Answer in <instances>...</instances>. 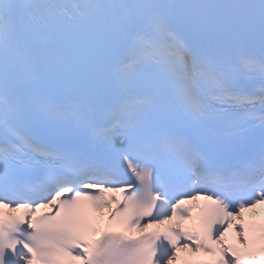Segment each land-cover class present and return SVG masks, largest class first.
<instances>
[{"label": "snow or ice", "instance_id": "snow-or-ice-1", "mask_svg": "<svg viewBox=\"0 0 264 264\" xmlns=\"http://www.w3.org/2000/svg\"><path fill=\"white\" fill-rule=\"evenodd\" d=\"M0 264H264V0H0Z\"/></svg>", "mask_w": 264, "mask_h": 264}]
</instances>
